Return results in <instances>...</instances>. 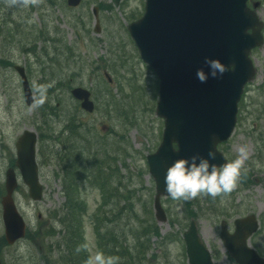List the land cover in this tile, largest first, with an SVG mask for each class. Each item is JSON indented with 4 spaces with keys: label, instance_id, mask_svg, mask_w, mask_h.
<instances>
[{
    "label": "rangeland",
    "instance_id": "1",
    "mask_svg": "<svg viewBox=\"0 0 264 264\" xmlns=\"http://www.w3.org/2000/svg\"><path fill=\"white\" fill-rule=\"evenodd\" d=\"M100 2L111 5L112 9L100 7ZM113 2L83 0L80 7L70 8L67 0H0V196L4 191L6 170L16 158V141L24 130L43 132L50 144L56 145L54 150H60L62 136H67V125L81 123L84 128L92 130L87 138L90 155L88 149L86 152L90 165L97 164L88 167V175L94 182L103 181L114 194L119 188V197L113 198L111 191L108 194L109 204L113 209L118 208L119 216L110 213V224L102 229L109 241L113 238L112 245H119L125 242L124 231L129 235V243H135L136 238L131 233L147 225L151 219L155 186L146 156L159 146L164 121L155 115L158 99L156 75L141 60L127 29L129 18L144 13L145 0H123L115 7ZM97 6L102 26L100 35L94 31L93 9ZM261 14L264 16V8ZM84 28H89L90 32ZM72 54L74 56L70 58ZM254 57L258 76L245 92V104L244 101L240 104L241 119L229 141V153L234 161L240 147H247L244 168L254 167L256 181L249 189L240 190L238 185L232 193L226 194V209L231 208L230 214L226 213L228 221L249 213L264 217V157L263 161L260 157L254 158L256 151L264 145V47L255 51ZM3 59L9 62L4 64ZM113 59L117 60L115 65ZM12 62L26 67L35 90L32 105H27L24 100L21 79ZM104 70L109 71L117 86L108 84ZM75 86L93 90L98 108L94 114L83 112L71 96L70 90ZM113 93H118L116 100L112 98ZM103 125L108 129L102 130ZM108 164L112 168L103 171L102 166ZM39 165L44 197L33 202L27 186L20 180L16 198L30 235L12 246L2 243L5 229L0 197V257L4 264H46L53 258L59 261L64 255L63 234L59 238L53 237L55 249L40 246L48 240L45 236L52 227L56 232L63 230L54 216L63 206L65 195L57 161L46 160L41 164L39 158ZM229 195H234V199L228 201ZM83 197L88 208L85 233L90 261L100 253L94 228L96 215L105 205L96 185L88 183ZM206 198L201 195L197 199ZM183 201L165 200L173 225H160L163 238L154 236L149 242V259L147 257L143 264H152L153 249L161 244L162 248L156 253L162 256L169 250V264H174L178 254H182V241L171 240L169 243L167 239L172 238V233L187 229L185 221L178 218H186V201ZM221 206L216 204L217 213L211 214L198 208L206 240L219 249L223 248L220 222L224 216L218 214ZM107 230H110L109 236ZM252 243L264 254V228L254 236ZM161 256L156 264H167ZM76 258H81L80 264L87 263L78 250ZM221 260L222 257L220 264H224ZM226 264H236L227 253Z\"/></svg>",
    "mask_w": 264,
    "mask_h": 264
},
{
    "label": "water",
    "instance_id": "2",
    "mask_svg": "<svg viewBox=\"0 0 264 264\" xmlns=\"http://www.w3.org/2000/svg\"><path fill=\"white\" fill-rule=\"evenodd\" d=\"M246 2L147 0L145 16L129 26L143 59L157 70L161 79L157 114L166 118V130L159 150L149 156L150 171L157 181L155 207L160 222L167 220L159 199L168 194L164 178L169 167L180 158H190L194 154L207 156L210 150L214 151L217 142L227 139L234 129L237 103L254 73L249 53L263 42L262 23L247 8ZM69 3L78 5L80 0H69ZM249 30L253 32L249 33ZM205 58H219L226 65H232L233 70L222 77L210 76L206 83H201L196 78L197 69L210 72ZM21 73L27 101L31 103L28 82L22 70ZM74 93L85 99L84 108L93 109L88 92L76 89ZM181 116L187 120L188 133L185 129L180 133ZM35 141V134L25 133L18 143V164L30 185L32 197L40 199L42 188L37 181ZM174 142L179 145L177 151ZM221 161L220 156L219 164ZM7 186L9 195L3 199L4 220L7 239L14 243L25 235L26 225L11 197L16 186L12 170L8 172ZM237 225L238 229L246 227L234 235H229L226 230V243L231 254L240 264H264V259L246 245L248 236L258 229L254 217L237 221ZM186 238L189 248L193 249L194 240L199 239L195 222Z\"/></svg>",
    "mask_w": 264,
    "mask_h": 264
},
{
    "label": "clouds",
    "instance_id": "3",
    "mask_svg": "<svg viewBox=\"0 0 264 264\" xmlns=\"http://www.w3.org/2000/svg\"><path fill=\"white\" fill-rule=\"evenodd\" d=\"M205 64L210 68V72L204 68L196 71V78L201 83H206L210 76L222 77L226 72L233 70L232 65H226L219 58H205ZM247 158L246 146L240 147L237 159L222 167L214 163L216 153L211 150L207 156L194 154L190 158H180L167 170L164 178L166 192L176 201L192 200L201 195L216 198L230 194L240 182ZM118 260V257L98 253L89 264H118Z\"/></svg>",
    "mask_w": 264,
    "mask_h": 264
},
{
    "label": "trees",
    "instance_id": "4",
    "mask_svg": "<svg viewBox=\"0 0 264 264\" xmlns=\"http://www.w3.org/2000/svg\"><path fill=\"white\" fill-rule=\"evenodd\" d=\"M83 165V162L79 160V158H75L74 161L68 166L70 169L71 173V182H70V187L68 188L67 191V201L64 204L63 211H62V219H61V224H64V229L65 232H68L70 234V239L71 240H78L82 238L83 230H82V218L85 212V203L81 199V196L78 195V189L80 192V169L79 167ZM68 185V186H69ZM74 186V187H73ZM74 188V189H73ZM74 191L75 198H72L70 196V193L68 191ZM69 196V197H68ZM79 196V197H78Z\"/></svg>",
    "mask_w": 264,
    "mask_h": 264
},
{
    "label": "flooded vegetation",
    "instance_id": "5",
    "mask_svg": "<svg viewBox=\"0 0 264 264\" xmlns=\"http://www.w3.org/2000/svg\"><path fill=\"white\" fill-rule=\"evenodd\" d=\"M225 150H226V148H225ZM225 208H226V196H225ZM223 256H224V264H226V246H225V249H224Z\"/></svg>",
    "mask_w": 264,
    "mask_h": 264
}]
</instances>
